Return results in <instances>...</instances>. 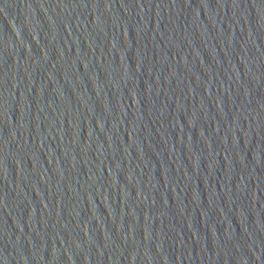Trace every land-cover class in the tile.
<instances>
[{"label": "water", "instance_id": "obj_1", "mask_svg": "<svg viewBox=\"0 0 264 264\" xmlns=\"http://www.w3.org/2000/svg\"><path fill=\"white\" fill-rule=\"evenodd\" d=\"M0 264H264V0H0Z\"/></svg>", "mask_w": 264, "mask_h": 264}]
</instances>
